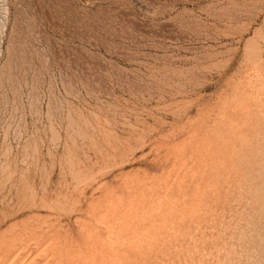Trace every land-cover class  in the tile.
I'll return each instance as SVG.
<instances>
[{
    "label": "rangeland",
    "instance_id": "1",
    "mask_svg": "<svg viewBox=\"0 0 264 264\" xmlns=\"http://www.w3.org/2000/svg\"><path fill=\"white\" fill-rule=\"evenodd\" d=\"M0 264H264V0H0Z\"/></svg>",
    "mask_w": 264,
    "mask_h": 264
}]
</instances>
